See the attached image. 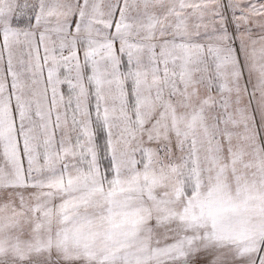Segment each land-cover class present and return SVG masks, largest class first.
Instances as JSON below:
<instances>
[{
    "label": "snow or ice",
    "instance_id": "snow-or-ice-1",
    "mask_svg": "<svg viewBox=\"0 0 264 264\" xmlns=\"http://www.w3.org/2000/svg\"><path fill=\"white\" fill-rule=\"evenodd\" d=\"M0 264H264V0H0Z\"/></svg>",
    "mask_w": 264,
    "mask_h": 264
}]
</instances>
